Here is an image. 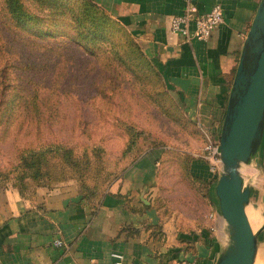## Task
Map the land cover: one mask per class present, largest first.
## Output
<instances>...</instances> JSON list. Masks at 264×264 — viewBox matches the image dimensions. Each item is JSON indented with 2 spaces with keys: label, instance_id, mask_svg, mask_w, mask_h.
Returning <instances> with one entry per match:
<instances>
[{
  "label": "rangeland",
  "instance_id": "1",
  "mask_svg": "<svg viewBox=\"0 0 264 264\" xmlns=\"http://www.w3.org/2000/svg\"><path fill=\"white\" fill-rule=\"evenodd\" d=\"M200 141L162 71L106 2L0 0V193L32 199L72 184L97 198L154 149L184 185ZM259 155L242 175L258 186L264 213V144ZM262 217L254 230L264 249Z\"/></svg>",
  "mask_w": 264,
  "mask_h": 264
},
{
  "label": "crops",
  "instance_id": "2",
  "mask_svg": "<svg viewBox=\"0 0 264 264\" xmlns=\"http://www.w3.org/2000/svg\"><path fill=\"white\" fill-rule=\"evenodd\" d=\"M100 1L135 32L199 129L200 146L185 171L186 185L167 173L161 150L154 149L97 198L80 194L72 184L32 199L1 192L0 264H116L113 252L123 255L122 264H174L185 258L215 264L228 233L215 180L199 154L207 130L220 135L244 40L261 0ZM215 3L222 7L223 21L207 39L185 38L170 29L172 16L188 6L197 16ZM250 185L247 206L259 209L260 227L264 213L254 202L259 188ZM212 210L216 217L209 219ZM57 237L64 245L53 243Z\"/></svg>",
  "mask_w": 264,
  "mask_h": 264
},
{
  "label": "water",
  "instance_id": "3",
  "mask_svg": "<svg viewBox=\"0 0 264 264\" xmlns=\"http://www.w3.org/2000/svg\"><path fill=\"white\" fill-rule=\"evenodd\" d=\"M264 141V0L245 37L219 135L221 171L214 184L228 241L215 264H254L256 236L245 204L252 186L242 166L249 165ZM260 163L257 162V166Z\"/></svg>",
  "mask_w": 264,
  "mask_h": 264
},
{
  "label": "built area",
  "instance_id": "4",
  "mask_svg": "<svg viewBox=\"0 0 264 264\" xmlns=\"http://www.w3.org/2000/svg\"><path fill=\"white\" fill-rule=\"evenodd\" d=\"M195 8L188 6L183 14L173 15L170 19V29L185 38L197 37L207 39L212 34L214 28L223 21V11L219 3H215L209 10L204 13L193 16ZM193 21V27L190 26ZM205 143L200 150V156L208 163V168L216 181L220 171L221 162L219 157V136L214 135L207 130L205 135ZM209 219L216 217L214 210L207 214ZM215 225H211L210 229L214 230ZM53 243L57 246L64 245L61 238L57 237ZM112 255L117 258L116 264H122L123 255L118 252H113ZM174 264H198L195 258H185Z\"/></svg>",
  "mask_w": 264,
  "mask_h": 264
},
{
  "label": "bare ground",
  "instance_id": "5",
  "mask_svg": "<svg viewBox=\"0 0 264 264\" xmlns=\"http://www.w3.org/2000/svg\"><path fill=\"white\" fill-rule=\"evenodd\" d=\"M246 207V206H245ZM255 209H257V208H253V210L249 213L250 214V218H251V220L249 219V217H248V215L249 214H247V212H246V214H247V217H248V220H249V223H250V225H251V227H252V230H253V232H254V234H255V236H256V246L258 245V236H259V230H254V227L255 226H257V224L260 222V219H261V217H260V214H259V209H258V211H254ZM245 211H246V208H245ZM259 246V245H258ZM261 246V245H260ZM258 248V247H257ZM261 249V248H260ZM260 252V251H259ZM259 254V253H258ZM261 254H262V256H260L261 257V260L259 261V262H257L256 264H264V249H261ZM260 254V255H261ZM257 255V254H256ZM256 259V258H255ZM258 259V258H257Z\"/></svg>",
  "mask_w": 264,
  "mask_h": 264
}]
</instances>
